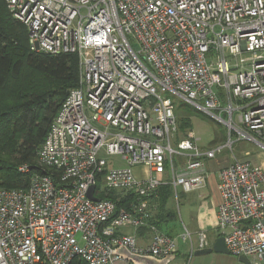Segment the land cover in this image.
<instances>
[{
	"label": "built area",
	"instance_id": "obj_1",
	"mask_svg": "<svg viewBox=\"0 0 264 264\" xmlns=\"http://www.w3.org/2000/svg\"><path fill=\"white\" fill-rule=\"evenodd\" d=\"M3 1L32 52L77 56L78 82L38 151L42 174L24 190L0 188V264L170 257L176 239L153 225L143 247L119 230L148 224L161 186L175 197L202 190L205 163L223 148L242 139L264 147V0ZM174 99L226 126L224 146L202 148L192 133L173 140ZM102 151L125 166L108 167ZM217 188L216 232L228 254L264 264L261 169L234 160ZM122 199L129 207L117 210ZM206 247L198 234L196 249Z\"/></svg>",
	"mask_w": 264,
	"mask_h": 264
},
{
	"label": "trees",
	"instance_id": "obj_2",
	"mask_svg": "<svg viewBox=\"0 0 264 264\" xmlns=\"http://www.w3.org/2000/svg\"><path fill=\"white\" fill-rule=\"evenodd\" d=\"M24 68L37 79L22 80L18 90L8 93L10 82L19 80ZM77 82V56L29 50L26 28L0 0V188L24 190L34 175L42 174L38 151L58 109ZM23 167L26 169L20 170ZM172 197L171 187L158 188L156 213L150 223L175 218L168 206ZM125 203L122 199L117 210L127 209ZM69 264L86 263L76 257Z\"/></svg>",
	"mask_w": 264,
	"mask_h": 264
},
{
	"label": "crops",
	"instance_id": "obj_3",
	"mask_svg": "<svg viewBox=\"0 0 264 264\" xmlns=\"http://www.w3.org/2000/svg\"><path fill=\"white\" fill-rule=\"evenodd\" d=\"M244 156H248V153H244ZM231 159H235V158L231 156ZM223 160L225 161V158L206 161L205 163L206 186L202 190L191 193L181 192L182 198L185 195L190 196L186 199V203L188 205L190 204V206H181V208H183V211H185L184 215L186 222L188 223V226H184V230L187 231L189 234H191L190 235L191 240L189 241V246L186 247L183 244L184 246L180 245L179 247L178 245L176 247V251L165 260L158 261V260L137 258L134 260L133 264H242L238 261V258L233 257L230 254L212 252L210 254L201 255V256L193 255V252L197 250L196 236L199 232L206 235L207 247H210L213 244V242L216 240V238L219 237L216 232V222H217L216 214H217V207L220 202V196L218 193L217 184H218V174L220 169L225 165H227L225 164L222 166ZM260 164L262 166L263 169L262 173L264 175V162ZM142 171H144L143 168L136 167L133 169V174L136 178H142L143 176L141 177L139 175L140 172ZM191 204L197 206H191ZM152 205L153 206L151 207L154 210V214H153L154 216L156 213V206L154 199L152 201ZM169 209L175 214L173 206H169ZM175 218H176V214H175ZM170 220H165L160 223H154L155 225L153 223L148 222V224L136 230L127 228V229H120L119 232H121L122 234L133 235L137 242V245L139 247H143L146 246L150 241V238L152 236V230L150 229V226L152 225L159 231H160L159 228L162 229L164 227L165 229L164 234L172 238L176 237V229H174L173 225H169L168 223V221ZM125 230H129V232L126 233Z\"/></svg>",
	"mask_w": 264,
	"mask_h": 264
},
{
	"label": "rangeland",
	"instance_id": "obj_4",
	"mask_svg": "<svg viewBox=\"0 0 264 264\" xmlns=\"http://www.w3.org/2000/svg\"><path fill=\"white\" fill-rule=\"evenodd\" d=\"M8 11V9H7ZM29 46V45H28ZM30 50V48H29ZM36 80L37 76L31 72L29 69L24 68L21 72V77L19 80H12L8 86V93H11L12 90H18L20 88V84L22 80ZM174 114H175V123H176V133L174 134L173 140H179L184 138L189 133H192L193 136L198 139V144L203 148L216 149L219 147H223L228 137L227 127L222 123L211 119L209 116L200 113L196 109L187 105L184 101L175 100L174 99ZM236 134L232 133L231 138L235 140ZM244 153H248V156H244ZM108 167L117 168L124 167L125 163L121 160L120 156L115 155H105L102 151L100 153ZM230 156V157H229ZM233 156L235 159H231ZM223 165L228 164L234 160L237 161H248L256 165L263 172L262 166L260 163L264 162V147H261L255 143L247 141L246 139H242L237 141L232 146V150L230 151L228 148H223L220 154H216L215 160L223 159ZM178 158L174 157V162L176 164ZM141 177L144 176V171L139 174ZM173 197L170 200L168 206H173L174 212L176 214V218L168 221L169 225H173L174 229H176V245L181 246H189V240L187 242H183L181 240V236L185 234L184 226H188V223L185 219V211L181 206H190L186 203V199L190 196H184L182 198L180 190H177V196L175 197L174 192L172 191ZM120 195L118 194H109V197L112 199L118 198ZM156 203V202H155ZM127 202L124 206H127ZM191 206H197L191 204ZM160 229V232L164 233V227ZM126 233L129 230H125ZM199 232L198 234H200ZM198 234L196 236V245L198 243ZM191 235V234H190ZM76 240L79 241L81 239V235H76ZM193 241V238H192ZM186 243V244H185ZM184 244V245H183ZM232 256V255H231Z\"/></svg>",
	"mask_w": 264,
	"mask_h": 264
},
{
	"label": "water",
	"instance_id": "obj_5",
	"mask_svg": "<svg viewBox=\"0 0 264 264\" xmlns=\"http://www.w3.org/2000/svg\"><path fill=\"white\" fill-rule=\"evenodd\" d=\"M94 187H90L88 192H87V197L92 200V201H97L95 198L92 197V192H93ZM212 252L215 253H222V254H228L224 242H223V237H218L216 240L213 242V244L210 247H206L204 249H197L193 252L194 256H201V255H207ZM238 261L242 264H249L248 260L244 257H239Z\"/></svg>",
	"mask_w": 264,
	"mask_h": 264
}]
</instances>
